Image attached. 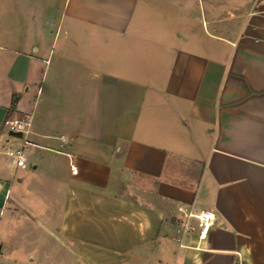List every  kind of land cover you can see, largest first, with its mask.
<instances>
[{"label": "crops", "instance_id": "obj_1", "mask_svg": "<svg viewBox=\"0 0 264 264\" xmlns=\"http://www.w3.org/2000/svg\"><path fill=\"white\" fill-rule=\"evenodd\" d=\"M0 216L34 264H264V0H0Z\"/></svg>", "mask_w": 264, "mask_h": 264}, {"label": "built area", "instance_id": "obj_2", "mask_svg": "<svg viewBox=\"0 0 264 264\" xmlns=\"http://www.w3.org/2000/svg\"><path fill=\"white\" fill-rule=\"evenodd\" d=\"M30 126V120L27 117L22 118H6L3 121V127L9 133L12 134H24L27 132ZM11 155H15L17 158V165L19 167H25L27 164V157L21 150L9 152ZM179 225L177 229V235L175 240L183 245L184 238L189 234H198L199 239H205L209 232V229L216 223L215 213L208 210L194 211L188 209L183 205L178 206ZM239 264H243L239 261Z\"/></svg>", "mask_w": 264, "mask_h": 264}, {"label": "rangeland", "instance_id": "obj_3", "mask_svg": "<svg viewBox=\"0 0 264 264\" xmlns=\"http://www.w3.org/2000/svg\"><path fill=\"white\" fill-rule=\"evenodd\" d=\"M6 222V217L0 216V243L5 244L4 251L0 254V264H34L31 256L39 252L38 247L31 246L26 231L6 229ZM58 248H52L50 257L53 260L50 264H57L54 258L58 256Z\"/></svg>", "mask_w": 264, "mask_h": 264}, {"label": "trees", "instance_id": "obj_4", "mask_svg": "<svg viewBox=\"0 0 264 264\" xmlns=\"http://www.w3.org/2000/svg\"><path fill=\"white\" fill-rule=\"evenodd\" d=\"M17 100H18V97H15V98L13 99L12 107H15V106H16ZM0 250H1V246H0Z\"/></svg>", "mask_w": 264, "mask_h": 264}]
</instances>
